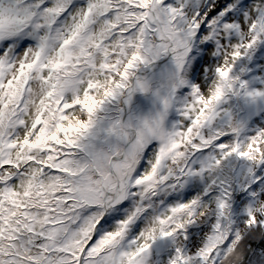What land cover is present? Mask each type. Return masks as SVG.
I'll use <instances>...</instances> for the list:
<instances>
[{"label":"rangeland","instance_id":"1","mask_svg":"<svg viewBox=\"0 0 264 264\" xmlns=\"http://www.w3.org/2000/svg\"><path fill=\"white\" fill-rule=\"evenodd\" d=\"M256 224L264 0H0V264H216Z\"/></svg>","mask_w":264,"mask_h":264},{"label":"trees","instance_id":"2","mask_svg":"<svg viewBox=\"0 0 264 264\" xmlns=\"http://www.w3.org/2000/svg\"><path fill=\"white\" fill-rule=\"evenodd\" d=\"M137 5L138 4L134 5L133 7L139 8ZM73 69L74 68L71 70ZM58 76L62 78V73H58ZM69 76L71 75L69 74L68 77ZM53 90L55 94L58 89L54 86ZM59 90L62 92V87L59 88ZM263 249L264 227L261 226V224H256L240 238L238 244L233 250H231V248H229L227 251L224 250L223 255L219 258V260L216 261V264H255V262L258 261L261 262V258L258 255ZM1 258L5 259L4 256H1Z\"/></svg>","mask_w":264,"mask_h":264},{"label":"bare ground","instance_id":"3","mask_svg":"<svg viewBox=\"0 0 264 264\" xmlns=\"http://www.w3.org/2000/svg\"><path fill=\"white\" fill-rule=\"evenodd\" d=\"M160 191H161V195L163 196L164 193L168 191V186L167 188H160Z\"/></svg>","mask_w":264,"mask_h":264}]
</instances>
